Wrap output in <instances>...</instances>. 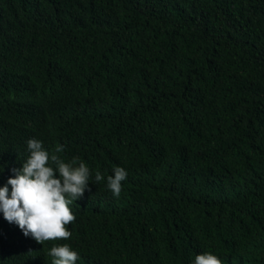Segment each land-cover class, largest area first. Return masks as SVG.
Returning <instances> with one entry per match:
<instances>
[{
    "label": "trees",
    "instance_id": "trees-1",
    "mask_svg": "<svg viewBox=\"0 0 264 264\" xmlns=\"http://www.w3.org/2000/svg\"><path fill=\"white\" fill-rule=\"evenodd\" d=\"M32 138L90 190L69 240L0 213V264H264V0H0V186Z\"/></svg>",
    "mask_w": 264,
    "mask_h": 264
},
{
    "label": "clouds",
    "instance_id": "clouds-1",
    "mask_svg": "<svg viewBox=\"0 0 264 264\" xmlns=\"http://www.w3.org/2000/svg\"><path fill=\"white\" fill-rule=\"evenodd\" d=\"M27 148L26 162L11 169L13 175L0 186V213L4 220L15 224L25 237H31L38 244L69 240L72 233L67 225L76 219L70 205L90 190L91 171L79 158L65 162L58 155L63 151L62 146L50 153L42 141L32 138L27 141ZM127 175L126 169L117 166L107 177V187L115 197H119ZM103 179L96 172L95 181ZM48 255L53 258L52 264H76L79 259L69 244L52 246ZM193 264H223V261L206 251L197 254Z\"/></svg>",
    "mask_w": 264,
    "mask_h": 264
}]
</instances>
